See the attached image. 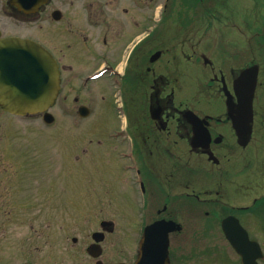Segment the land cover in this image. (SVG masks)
Segmentation results:
<instances>
[{
	"label": "flooded vegetation",
	"instance_id": "1",
	"mask_svg": "<svg viewBox=\"0 0 264 264\" xmlns=\"http://www.w3.org/2000/svg\"><path fill=\"white\" fill-rule=\"evenodd\" d=\"M174 2L0 0V42L35 43L57 74L43 112L0 102V247L45 248L22 264H264V163L245 153L264 146L259 74L241 147L226 107L241 69L201 54L193 82L178 21L155 18ZM220 6L187 0V31ZM81 170L98 173L82 184Z\"/></svg>",
	"mask_w": 264,
	"mask_h": 264
},
{
	"label": "rangeland",
	"instance_id": "2",
	"mask_svg": "<svg viewBox=\"0 0 264 264\" xmlns=\"http://www.w3.org/2000/svg\"><path fill=\"white\" fill-rule=\"evenodd\" d=\"M186 3L187 0H176V3L174 2L169 6L165 13L157 9L155 18L158 19L159 13L160 18L170 16V19L175 18L178 22H183L185 12L181 11L184 10L183 8ZM209 3L211 2L209 1ZM172 9L173 11L171 12ZM204 18L205 20L201 23L194 20V25L191 27L189 33L180 30L178 24L176 26V28L178 27L176 33L184 36L182 50H191L193 82H197L200 85L201 76L206 77L207 75V71H204L205 66L201 69L195 66L198 64V57L201 54L207 56L206 59L216 66L217 69L226 72H229L233 66L241 69L254 62V64L259 66L258 81L261 83L256 96L259 99V107L263 108L264 111V0H224V7L220 6L218 11H206ZM213 19H217L218 21H213ZM185 40L186 43L184 44ZM199 65L201 67V63ZM192 91L193 97L199 92L197 86L194 85ZM196 98L200 99V95ZM210 105L211 102L209 101L208 103H204L207 111ZM259 118L255 116L254 133L259 132L260 137H264L263 120ZM245 153H250L255 158L258 167L259 164L264 163V146L252 145L246 149ZM117 160L111 158V161L115 163ZM108 169L113 171L114 167H108ZM94 172L98 173L96 170ZM95 173L93 174V171L89 170H81L79 175L80 180H83L81 183L88 182V179H91L90 175L95 176ZM101 177L98 176L100 179ZM129 193L131 194V192ZM115 206L116 204H113L111 206L112 209ZM114 221L118 226L125 223L122 217L114 218ZM44 252L45 248L43 246L38 250L31 248L28 251H20L16 247L8 249L7 246H2L0 247V264H22L26 261V254L39 258Z\"/></svg>",
	"mask_w": 264,
	"mask_h": 264
},
{
	"label": "water",
	"instance_id": "3",
	"mask_svg": "<svg viewBox=\"0 0 264 264\" xmlns=\"http://www.w3.org/2000/svg\"><path fill=\"white\" fill-rule=\"evenodd\" d=\"M0 102L14 114H34L47 110L56 97L57 74L52 58L35 43L20 39L0 42ZM258 67L242 70L234 81L236 102L226 101L228 117L237 141L245 146L250 138L253 120L252 101L256 88ZM49 115L48 113H46ZM193 115L194 123L198 118ZM227 237L242 253L233 234Z\"/></svg>",
	"mask_w": 264,
	"mask_h": 264
}]
</instances>
